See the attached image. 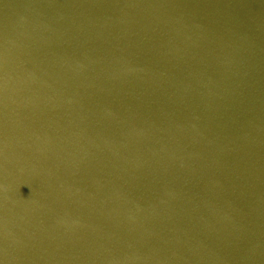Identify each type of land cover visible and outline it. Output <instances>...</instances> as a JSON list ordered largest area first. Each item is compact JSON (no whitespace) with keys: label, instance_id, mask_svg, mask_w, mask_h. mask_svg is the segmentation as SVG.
<instances>
[{"label":"water","instance_id":"1","mask_svg":"<svg viewBox=\"0 0 264 264\" xmlns=\"http://www.w3.org/2000/svg\"><path fill=\"white\" fill-rule=\"evenodd\" d=\"M0 264H264V0H0Z\"/></svg>","mask_w":264,"mask_h":264}]
</instances>
